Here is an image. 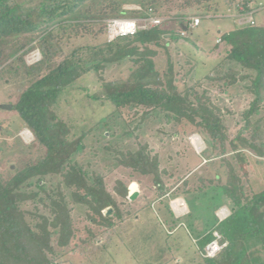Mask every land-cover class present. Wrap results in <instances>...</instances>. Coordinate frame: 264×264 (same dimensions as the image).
I'll return each mask as SVG.
<instances>
[{
    "label": "trees",
    "instance_id": "16d2710c",
    "mask_svg": "<svg viewBox=\"0 0 264 264\" xmlns=\"http://www.w3.org/2000/svg\"><path fill=\"white\" fill-rule=\"evenodd\" d=\"M93 1L0 0V73L20 75L23 90L12 107L39 149L35 160L0 173V264H63L109 243L143 203L191 192L224 198L228 215L219 220L212 207L209 224L194 231L189 212L175 217L165 205L168 232L185 218L202 264H264V189L252 191L248 164L249 155L264 160V26L243 23L221 34V59L199 78L196 64L186 62L183 71L169 51L185 38L179 28L187 36L192 30L190 13L215 14L217 0H145L141 11L130 12L111 1L98 16L85 7ZM251 3L239 1L237 13L252 15ZM148 10L164 21L106 40L105 20L141 18ZM101 36L95 45L71 43ZM33 51L41 60L26 67L24 56ZM110 72L116 78L106 80ZM86 76L101 91L91 100L112 109L72 137L56 106ZM194 134L205 146L199 162L186 151ZM132 183L139 192L128 201ZM74 211L83 213L81 229ZM216 233L224 246L205 258Z\"/></svg>",
    "mask_w": 264,
    "mask_h": 264
},
{
    "label": "rangeland",
    "instance_id": "374dc122",
    "mask_svg": "<svg viewBox=\"0 0 264 264\" xmlns=\"http://www.w3.org/2000/svg\"><path fill=\"white\" fill-rule=\"evenodd\" d=\"M111 1L118 2L122 10L129 12L136 11L138 4L145 2V0H94L85 7L91 9L92 16H98L102 7ZM227 1H216L215 14L211 12L207 16L204 14L199 16L195 12L190 13L192 17L200 18L199 27L189 30L188 36L181 39L182 42L174 44L169 51L172 60L179 63L183 71L187 69L186 62L190 63V66L196 64L195 74L200 78L221 59L223 46L219 43L215 47L214 44L218 34L224 31L230 32L238 27V22L242 24L244 22L234 16L235 6L241 0H237L236 4L230 6L227 5ZM251 9L253 22L258 26H264V0H252ZM157 12L163 15L162 17L165 16L163 8H158ZM104 37L85 38L71 43L72 46L95 45L101 43L107 36ZM36 53L37 51H33L24 56L26 67L41 60L40 55ZM160 54H162L160 60L163 61L164 54L162 51ZM115 75L114 72H110L105 75V79L111 80L116 78ZM22 88L20 75H15L8 70L0 73V145L3 147V152L0 153V173L3 174L8 168L13 171L28 159L35 160L39 151L32 143V135L24 129L18 114L12 107ZM100 92L99 83L92 76L83 77L65 91L64 97L56 106V114L68 124L72 137L79 136L82 130L91 129L99 120L111 113L112 107L109 104H101V100H91V96H99ZM4 106H8L9 109H3ZM105 135L108 136L107 133ZM193 136L198 135L194 134L187 139L191 148H187L186 151L189 155H194L199 162L201 159L195 150H203L205 146L198 136L202 146L195 147L191 141ZM92 143V140L89 141L88 146ZM26 146L31 147L25 149ZM257 161L253 156H248L249 181L253 192L264 189V160ZM192 186H189V190ZM137 191L139 192L138 187ZM210 196L211 194L194 196L191 192L177 198L170 196L161 202L149 200L141 205L137 215L116 226L109 243L104 246L98 243L93 249L84 251L81 255H70L63 264H202L192 238L187 229L182 226L186 224L185 218L180 220L181 224L172 232L166 230L164 222L169 223L170 218L164 206L168 205L175 217H182L189 212L191 214L189 223L193 224L190 227L191 230H203L211 221L212 209L210 208H218L215 213L218 219L228 215L227 201L224 198L209 199ZM176 200H180L184 207L179 214L172 205ZM223 208L224 215H220ZM72 217L76 228L81 229L79 220L83 217V213L74 211Z\"/></svg>",
    "mask_w": 264,
    "mask_h": 264
},
{
    "label": "built area",
    "instance_id": "2783aa9c",
    "mask_svg": "<svg viewBox=\"0 0 264 264\" xmlns=\"http://www.w3.org/2000/svg\"><path fill=\"white\" fill-rule=\"evenodd\" d=\"M251 5H249V8ZM242 7L237 6L234 10V16L235 18L244 20L243 23H247L250 25H253L254 22L252 20L251 13H247L245 15L238 14L237 11H241ZM136 11H141V9L138 7ZM230 12V11H229ZM145 16L141 18H134V19H109L106 21V38L108 42H111L117 38H125V37H131L135 35L138 31L147 30L149 28L156 27L160 25L164 18L158 17L153 15L151 10H148L146 13H144ZM200 24V18L199 17H190L188 27L189 29H195ZM178 33L181 37L187 36V31L185 29L179 28ZM220 39L216 40V43L219 44ZM36 54H39L38 52ZM195 150V149H194ZM197 153L201 152L200 150H195ZM223 210H225L223 208ZM222 211V210H221ZM220 211V212H221ZM227 216V215H226ZM226 216H223L222 219H224ZM219 219V220H222ZM219 234L216 233L215 238L212 242H210L205 248H204V257L205 258H213L219 251L223 248V244L219 243Z\"/></svg>",
    "mask_w": 264,
    "mask_h": 264
},
{
    "label": "bare ground",
    "instance_id": "6f19581e",
    "mask_svg": "<svg viewBox=\"0 0 264 264\" xmlns=\"http://www.w3.org/2000/svg\"><path fill=\"white\" fill-rule=\"evenodd\" d=\"M25 133H26V132H25ZM191 141H192V144H193L195 147H201V146H202V142H201V140L199 139L198 136H193L192 139H191ZM129 191H132V192L137 191V185L134 184V183L130 184V186H129ZM172 205H173L174 210H175L178 214L180 213V210L184 208V207H183V203H182L180 200H176V201H174V202L172 203ZM220 215H224V211H221V212H220Z\"/></svg>",
    "mask_w": 264,
    "mask_h": 264
},
{
    "label": "water",
    "instance_id": "95a60500",
    "mask_svg": "<svg viewBox=\"0 0 264 264\" xmlns=\"http://www.w3.org/2000/svg\"><path fill=\"white\" fill-rule=\"evenodd\" d=\"M3 109H9V107L4 106ZM128 190H129V188H128ZM137 196H138V191H134V192L129 191L127 199H128V201H133ZM109 213H110V211H108L107 214H109Z\"/></svg>",
    "mask_w": 264,
    "mask_h": 264
},
{
    "label": "crops",
    "instance_id": "0c3cea01",
    "mask_svg": "<svg viewBox=\"0 0 264 264\" xmlns=\"http://www.w3.org/2000/svg\"><path fill=\"white\" fill-rule=\"evenodd\" d=\"M236 2H237V1H235V4H236ZM251 4H252V3H251ZM239 23H240V22H238V26L242 24V23H240V24H239ZM199 25H200V24H199ZM198 27H199V26H198ZM198 27H197V28H198ZM227 32H228V31H224V32L219 33L218 36H217V38H216V40L219 39V37H220L221 34H224V33H227ZM216 40H215V43H214L215 46L218 45V44H216ZM181 42H182V41H181ZM222 211L225 212V210H222Z\"/></svg>",
    "mask_w": 264,
    "mask_h": 264
}]
</instances>
